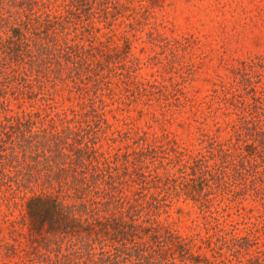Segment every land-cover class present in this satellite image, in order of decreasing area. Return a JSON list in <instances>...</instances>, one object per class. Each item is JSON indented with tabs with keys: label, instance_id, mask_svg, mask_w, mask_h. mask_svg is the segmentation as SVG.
Instances as JSON below:
<instances>
[{
	"label": "trees",
	"instance_id": "trees-1",
	"mask_svg": "<svg viewBox=\"0 0 264 264\" xmlns=\"http://www.w3.org/2000/svg\"><path fill=\"white\" fill-rule=\"evenodd\" d=\"M110 3L0 0V205L31 195L0 250L14 264H264V251H250L255 233H234L211 210L218 199L264 201V104L256 94L253 104L239 101L246 113L234 135L225 142L208 134L199 152L142 135L140 147L99 146L103 137L133 139L128 131L107 134L111 126L97 107L115 48L85 44L92 29L78 25ZM59 85L75 89L80 101L59 111ZM25 98L43 102L42 110L10 109ZM183 196L212 219L200 240L213 257L194 251L195 236L158 218Z\"/></svg>",
	"mask_w": 264,
	"mask_h": 264
},
{
	"label": "rangeland",
	"instance_id": "rangeland-1",
	"mask_svg": "<svg viewBox=\"0 0 264 264\" xmlns=\"http://www.w3.org/2000/svg\"><path fill=\"white\" fill-rule=\"evenodd\" d=\"M110 1L78 22L92 29L85 44L103 41L115 48L103 72L108 77L101 85L102 102L97 103L111 126L107 134L128 131L134 139L113 142L103 137V150L140 147L135 141L142 135L150 142L159 139L199 152L208 134L225 142L234 135L238 115L246 113L240 100L253 104L256 94L264 104V0ZM55 101L61 111L80 100L75 89L59 85ZM42 106L25 98L12 102L10 109L37 111ZM263 158L264 153L258 158L260 169ZM30 196L19 194L11 204L0 205V239H9L11 220L23 219ZM221 201L212 206L216 216L221 221L225 217L240 236L255 233L257 244L250 251H264V201L255 196ZM158 218L182 236H195L194 251L213 257L214 251L200 240L212 219L199 202L175 199ZM223 254L234 260L228 250ZM244 256L247 251L239 257ZM14 262L0 250V264Z\"/></svg>",
	"mask_w": 264,
	"mask_h": 264
}]
</instances>
